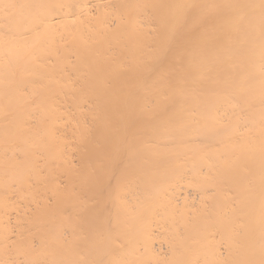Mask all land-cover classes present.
I'll return each mask as SVG.
<instances>
[{
  "label": "bare ground",
  "instance_id": "6f19581e",
  "mask_svg": "<svg viewBox=\"0 0 264 264\" xmlns=\"http://www.w3.org/2000/svg\"><path fill=\"white\" fill-rule=\"evenodd\" d=\"M0 264H264V0H0Z\"/></svg>",
  "mask_w": 264,
  "mask_h": 264
}]
</instances>
